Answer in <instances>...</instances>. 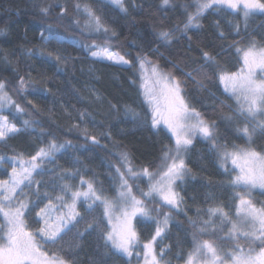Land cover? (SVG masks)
Here are the masks:
<instances>
[{"label": "snow or ice", "instance_id": "1", "mask_svg": "<svg viewBox=\"0 0 264 264\" xmlns=\"http://www.w3.org/2000/svg\"><path fill=\"white\" fill-rule=\"evenodd\" d=\"M110 3L121 12H128L125 0H110ZM162 5L183 9L186 18L182 27L179 23L168 27L163 20L159 21L155 30L156 42L167 47L180 33L188 39L189 50L192 38L187 35L188 31L203 27L201 21L210 9L217 14L228 10L242 12L245 32L250 16L264 14V0H191L178 5L174 0H162ZM33 8L38 9L46 20L51 18L47 23L48 35L44 36L41 32L42 39L45 43L56 39L53 24H59L68 15L67 6L57 0H40V3L33 4ZM74 9L80 18H73L72 23L80 25L83 19L84 28L90 34L103 33L105 37L101 43L93 41L84 45L92 57L136 69L139 89L142 90L143 102L150 110V117L139 118L131 108L126 110L132 112L133 118L139 119L141 124L150 119L153 129L163 125L171 134L172 143L162 146L160 163L155 168L144 166L137 169L130 153L121 151L120 164L114 166L115 176L111 180L115 192L112 197L105 195L103 182H98L95 177L84 179L78 167L61 169L50 182L51 191L47 190L48 182L36 179L46 171L42 165L45 162L54 163L61 149L72 147L71 141L60 144L52 139L28 158L23 153L0 156V165L7 163L11 168L5 173L7 178L0 179V264H79L78 250H82L86 237L94 238L96 252L95 256L89 257L87 264H106V258L112 255L129 258L135 255L137 264L141 261L142 264H172L173 259L182 261V264H264V206L256 207L250 198L252 190H264V150L254 147L258 138L264 140V34L259 39L252 35L244 47H240L241 41L237 40L228 45V48L235 49L241 62L236 71L220 66L217 55L226 53L221 45L217 55L201 48L203 63L192 71L182 73L201 90H205L215 79L223 85L224 93L235 99V107L229 106V111L221 119L237 138L245 140L241 146L229 143L230 133L227 130L221 132L216 121L205 119L186 99L185 80L172 71L161 69L143 51L131 59L126 58L131 56L130 53L114 51L110 37L116 36V32L102 22L90 5L77 2ZM54 12L56 15L52 18ZM229 23L238 35L240 26ZM212 26L218 39H227L220 20L213 21ZM7 34V28H0V36ZM153 51L159 52V48ZM23 54L31 58L34 50L26 48ZM3 60L7 65H13L8 55H4ZM55 60L60 62L62 57L57 55ZM173 67L177 65L173 64ZM13 71L17 73V80L11 90L19 95L31 76L30 73L20 76L17 66H13ZM10 83L0 79V111L8 107L23 114L25 109L9 92ZM132 83L136 84V81ZM28 103L31 104V101ZM32 123L24 120L23 127H17L8 116L0 114V141L27 131ZM82 135L86 141L100 143L86 127ZM101 135L110 136V133ZM197 137L211 145L220 167L228 175L226 186L234 193V215L226 210L229 206L223 203H212L203 210L197 208L196 218L188 219L193 229L190 250L185 251L177 242V250L173 252V245L161 247L160 242L168 231L172 210H183L185 200L177 188L191 175L187 157ZM229 161L233 166L231 170L227 167ZM74 163H79V157ZM233 171L235 175H232ZM78 176L79 185L69 182ZM144 178L148 182L147 191L137 184ZM134 186L139 195L134 192ZM42 187L45 188L43 192ZM206 200L215 202L214 193H208ZM78 204L86 205L85 212L89 215L97 207H102L103 212L89 220L81 215ZM150 204L154 206L150 207ZM164 207L169 211L164 212ZM32 213H35L34 217ZM137 217L155 224V231L146 242L141 241L133 223ZM29 218H32V224H29ZM81 222L84 223L82 231L79 228ZM69 233H73L71 241L65 239ZM206 236L207 239L204 238Z\"/></svg>", "mask_w": 264, "mask_h": 264}, {"label": "trees", "instance_id": "2", "mask_svg": "<svg viewBox=\"0 0 264 264\" xmlns=\"http://www.w3.org/2000/svg\"><path fill=\"white\" fill-rule=\"evenodd\" d=\"M57 2L67 6L68 15L59 24H53L57 38L45 43L41 32L44 36L48 35L47 23L51 18L46 20L38 9L33 8V4L40 3V0H0V28L8 29L7 35L0 36V79L11 81L9 92L25 109L23 114H18L14 108H9L4 114L17 127H23L24 120L33 121L27 131L7 141H0V156L11 157L16 153H23L24 157L28 158L35 154L38 147L46 145L52 139L61 144L71 141L72 147L61 149L56 154L55 162L49 166L43 165L46 171L43 176H36V179L48 182L46 187L51 191L50 182L61 169L78 167L84 179L95 177L98 182H103L105 195L112 197L115 193L111 180L115 176L114 166L120 164L121 151L130 153L133 165L137 169L144 166L155 168L160 163L162 146L172 143L171 134L163 125H160L159 129H153L150 126V119L147 123L141 124L139 119L133 118L132 112L126 110L131 108L139 118L150 117V110L143 102L142 90L139 89L138 73L135 68H129L127 65L91 56L84 45H90L93 41L101 43L105 37L103 33L90 34L84 28L83 19L80 25L72 23L73 18H80L74 9L77 2L81 5H90L101 17L102 22L116 32V36L110 37L114 51L120 54L130 53L131 56L126 57L129 59L143 51L157 62L161 69L172 71L181 77L186 81V99L202 116L207 120L216 121L221 132L227 130L230 133L229 143L241 146L245 144V140L237 138L221 119L222 115L229 111V106L235 107V99L224 93L223 85L214 79L205 90H201L182 73L192 71L198 64L203 63L200 59L201 48L217 55L221 45L226 49V53L217 55L220 66L228 71H236L241 62L235 49L228 48V45L237 40L241 41L239 46L244 47L252 35L259 39L264 34V14L250 16L245 32L242 12L228 10L217 14L210 9L201 21L203 27L188 31L187 35L192 38L189 50L188 39L180 33L176 34L177 39L167 47L156 42L155 30L159 26V21L163 20L168 27L177 23L182 27L186 18L183 9L165 7L162 0H125L127 13L121 12L110 3V0H57ZM174 2L178 5L190 3L191 0ZM55 15L54 12L52 18ZM215 20H220L227 36L226 40L217 38L216 29L212 26ZM229 22L240 26L238 35ZM26 48L34 50L31 58L23 54ZM157 48L159 52H154L153 50ZM48 53L52 55L49 56ZM161 53L163 55H160ZM4 55L12 59V66L4 62ZM57 55L62 57L60 62L55 60ZM173 64L177 67L174 68ZM13 66L19 68L20 76L28 73L31 76V80L25 84L23 92L19 95L11 90L17 80ZM133 80L136 84L132 83ZM16 86L18 87V84ZM28 101H31V104ZM85 127L91 134L96 135L99 144L85 140L82 135ZM101 133H110V136H102ZM254 147L257 150H264V140L258 138ZM77 157L79 163H74ZM187 164L192 170L191 175L187 176L183 183H179L177 188L185 200L183 210H172L168 231L161 241L163 245H173V252L177 250L175 247L177 242L185 251L190 250L193 229L188 219L196 218L197 208L203 210L212 203H223L229 206L226 210L234 215L232 203L234 193L226 186L228 175L220 167V162L211 151V145L197 137L187 157ZM227 167L230 170L233 168L230 161ZM6 172H10L9 165L7 163L0 165V179L7 178ZM235 174L233 171L232 175ZM79 180L78 176L69 182L76 185ZM137 184L140 189L147 191L146 178L137 181ZM44 190L42 187L41 191ZM133 190L139 195L135 186ZM210 192L214 193L215 202L206 200ZM250 198L256 207L264 206V190H252ZM43 203H40V207H43ZM77 207L81 215L89 220L103 212L102 207H97L96 211L89 215L85 212L86 205L78 204ZM163 211L167 212L169 209L164 207ZM34 215L35 213H32V217ZM133 223L140 233L142 242H146L155 231V224L143 218L137 217ZM29 224H32V218H29ZM32 226L35 227L34 224ZM79 228L83 230V222ZM72 235L73 233H69L65 239L71 241ZM78 252L79 264H87L89 257L96 255L94 238L86 237L82 250ZM106 264H137V261L121 255H112L106 258ZM172 264H182V261L173 259Z\"/></svg>", "mask_w": 264, "mask_h": 264}, {"label": "rangeland", "instance_id": "3", "mask_svg": "<svg viewBox=\"0 0 264 264\" xmlns=\"http://www.w3.org/2000/svg\"><path fill=\"white\" fill-rule=\"evenodd\" d=\"M93 58H95V57H93ZM96 59H98V58H96ZM99 60L108 61V60H106V59H99ZM109 62L115 63L114 61H109ZM116 64H117V63H116ZM7 109H9V108H8V107H5L2 111H0V114L5 115L4 112H5ZM60 144H61V143H60ZM43 165H45V166H49L50 163L45 162ZM43 165H42V166H43ZM9 169H10V171H11V168H10V167H9ZM76 185H79V181L76 183ZM257 189H259V188H257ZM114 193H115V192H114ZM0 219H2V218H0ZM160 246L162 247V246H164V245L161 244V242H160ZM137 251H139V249H137ZM128 258H129V257H128ZM130 259L133 260L134 262L137 261L135 255H134L133 257H131Z\"/></svg>", "mask_w": 264, "mask_h": 264}]
</instances>
